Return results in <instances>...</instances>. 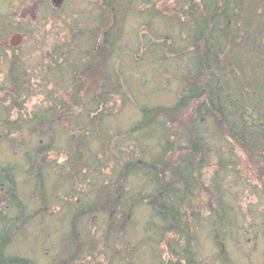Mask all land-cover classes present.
I'll list each match as a JSON object with an SVG mask.
<instances>
[{
  "label": "trees",
  "instance_id": "1",
  "mask_svg": "<svg viewBox=\"0 0 264 264\" xmlns=\"http://www.w3.org/2000/svg\"><path fill=\"white\" fill-rule=\"evenodd\" d=\"M104 5L88 20L102 23L98 40L65 29L51 51L35 42L25 53L6 40L18 30L14 14L0 10V264H39L16 247L36 241L43 205L55 207L57 224L50 223L56 237L62 231L49 264H72L95 255L100 234L108 247L119 232L137 229L132 212L143 201L149 217L141 235L163 242L175 259L160 263L193 264L200 227L218 249L225 239L236 243L235 222L246 213H233L232 172H259L264 195V0H158L141 16L135 7ZM131 19L149 34L127 29ZM102 39L103 73L97 87H85ZM118 53L124 59L115 64ZM173 83L170 105H152L139 91L170 92ZM117 100L139 114L127 128L116 124ZM259 208L249 202L245 212L262 222ZM89 217L99 218L97 236L82 229Z\"/></svg>",
  "mask_w": 264,
  "mask_h": 264
},
{
  "label": "rangeland",
  "instance_id": "2",
  "mask_svg": "<svg viewBox=\"0 0 264 264\" xmlns=\"http://www.w3.org/2000/svg\"><path fill=\"white\" fill-rule=\"evenodd\" d=\"M106 1L107 0H67L64 7L54 9L50 3V0H0V10L2 13L14 14V22L18 27V30L7 35L6 40L9 42L11 35L15 33L21 34L22 41L18 46H15V48L17 47L18 50L20 49L19 52L21 53H25L28 48H32V46L38 42L50 44L51 51V46L54 45L53 43H57L58 40L59 42L62 40V38L58 39L57 35L62 36L65 29H67L68 33L70 30H73L74 32H72L75 33L78 29L83 28L88 31L89 34L92 32L91 34L94 35H91V37L98 40V35L95 36V34L100 28H102V26H100L102 23L90 22L88 20L92 15L96 16L97 13L99 15L101 9L106 10V8H104ZM119 3V8L122 9V13H124V11L126 12V10L128 11L129 8L135 7L137 11H140L139 16H141L142 13H144L145 4H147L148 8H150V5H153V3L157 4L158 0H121ZM119 3L117 2L114 4L117 5ZM166 5L171 6L172 3L166 2ZM253 6L254 4H252V8L255 10ZM260 14L261 13L259 12L258 15ZM136 21L137 22H135L134 19H131L125 22L126 28L130 30L131 27L134 28L135 25H139L138 32L148 35V29L144 27V24L139 23L142 20L136 19ZM120 24H113L112 26L114 28L112 27L113 29H111V32L118 33ZM162 40L164 41V38ZM165 41L167 42L166 48H168L170 42L167 38H165ZM102 42L103 39L100 41L99 46L97 45V63L94 68L95 70L92 72V74L89 73L91 81L89 85L87 84L85 87H97L96 85L103 73L104 59H106L108 56V50L105 49L106 47L102 45ZM70 43L71 49L75 48V45H77L76 40H70ZM130 48L133 49V51L131 50L132 55H130L133 58L139 59L142 53L140 52L138 55L135 53L138 50L137 43H131ZM41 49H43L44 53L49 52H47V48H44V46ZM46 55L42 54V57ZM114 58L115 59L113 60H115V64H119L121 59H124L122 54L119 53L115 54ZM94 83H96V85ZM171 87L172 91L168 92L165 90L162 91L160 89L159 93L156 95L152 94L153 92H151L150 88L147 87H140L139 91H141L144 95L142 96L143 100L151 103L152 105H170L173 103L175 90L179 86L173 83ZM116 102V109L118 111L120 110L121 113L117 114V125L120 123V126L127 128L132 122L138 120L139 114L134 108H129L122 105L119 100ZM3 156H5V154H3ZM52 156V158H56L55 155ZM8 157L9 156H6V158ZM62 158L63 157H61V159ZM57 161H61L59 160L58 156ZM258 173L259 172L256 171L252 172L242 169V171H240L238 174L234 172L230 174L233 213L236 214V208L241 210L240 213H246L242 219H238L235 222L236 243L228 242V240L225 239L223 241L224 244L222 245V248L218 249L213 243L212 232L204 227H200L195 234L193 240L194 243L192 245L194 249L193 264H264V221L261 222L258 219L254 220V218L249 216L250 211L248 213L245 212L249 202H251V205L255 204L256 207H260L259 209L264 207L263 189L261 188V183L257 177ZM237 175L239 178H237ZM78 184L80 183H74V187L76 189H83V187L81 188ZM254 189L258 191L261 189L259 195L255 196ZM66 198L67 200L73 199V197ZM235 199H238L237 202ZM30 205L38 206V203L36 204L34 201ZM51 205L52 204H49L48 206L43 205L42 207L45 208L42 216L44 215L46 218H44L45 220L43 224H35V228L32 226L33 238H36V241L34 242L32 239L28 243H21V247H16L19 252L30 257L32 260H36L37 263L39 262V264H49L52 257L55 256L56 251L58 252V248H54L52 244H54L56 240L59 241L58 238L62 231H60L58 237H56V231L53 229L50 221L53 222V219H55L57 216L52 215V213L55 211V207L52 206L51 208ZM251 214L252 212H250V215ZM132 215V221L136 223L137 229H128L126 232H119L118 235L120 237L108 247L102 244L103 235L100 234L101 238L100 236L95 238L97 240V246L93 249L95 255L86 259L84 257H78L77 260L72 264H113L115 261H118V264H121L119 261H122L125 264H161L159 261L160 257H165L163 260H168V263L174 261L175 259L172 257V255H169L165 251L166 247L163 242H160L158 245V242H156L155 238L148 239V237L141 235L139 227L143 228L149 217V211L147 210L144 201L142 204L137 205L133 209ZM37 216L40 217L41 214ZM241 220L244 224L241 223ZM53 223L57 224L56 221ZM88 223L90 227L84 228L82 226V229L94 230V233L97 236V232L99 231L98 229L100 228V226L98 227L99 218H95L93 220L92 217H89V222H85L84 225L88 226ZM130 223L134 224L131 221H127L126 226L129 227ZM95 224L97 226L96 228L93 227ZM44 228H46V230ZM39 229L40 231L38 232ZM41 238L47 239L46 241L49 246L41 244L39 245L38 242H40L39 240ZM128 239L132 241L130 242L131 244H124ZM225 248H227V252H225L226 256L222 255V257H220L219 251L222 252V250ZM60 249L63 253L64 247L62 244ZM79 253L80 252L78 249L73 254V257H76V255Z\"/></svg>",
  "mask_w": 264,
  "mask_h": 264
},
{
  "label": "flooded vegetation",
  "instance_id": "3",
  "mask_svg": "<svg viewBox=\"0 0 264 264\" xmlns=\"http://www.w3.org/2000/svg\"><path fill=\"white\" fill-rule=\"evenodd\" d=\"M103 1V0H102ZM121 0H107L106 3H119ZM67 0H50V3L52 4V7L54 9L64 7L66 4Z\"/></svg>",
  "mask_w": 264,
  "mask_h": 264
},
{
  "label": "water",
  "instance_id": "4",
  "mask_svg": "<svg viewBox=\"0 0 264 264\" xmlns=\"http://www.w3.org/2000/svg\"><path fill=\"white\" fill-rule=\"evenodd\" d=\"M21 41H22V35L19 33H15L11 35L9 39V44L10 46L15 47V46H18Z\"/></svg>",
  "mask_w": 264,
  "mask_h": 264
}]
</instances>
